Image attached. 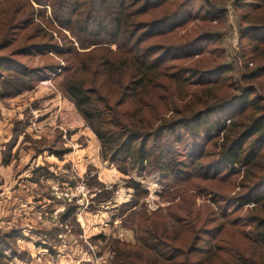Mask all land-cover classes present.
I'll return each mask as SVG.
<instances>
[{
  "label": "trees",
  "instance_id": "1",
  "mask_svg": "<svg viewBox=\"0 0 264 264\" xmlns=\"http://www.w3.org/2000/svg\"><path fill=\"white\" fill-rule=\"evenodd\" d=\"M90 1H31V7L23 11L28 24L36 16V5L41 8L38 16L47 24L35 26L41 39L26 49L66 56L74 53V46L69 48L68 43L73 40L62 38L63 29L77 40L84 34L85 46L112 47L103 49L102 53L107 57L108 74L117 71L118 78L110 82L112 86L107 88L97 80L93 87L87 86L86 78L78 73L81 68L74 62L67 67L48 63L36 70L0 57V76L4 80L1 88L6 93L1 96L30 91L34 89V82L50 78L56 82L66 72L67 80L57 84L58 89L72 99L75 110L83 117L82 125L90 126L99 138L103 160L114 163L123 173L136 171L141 177L157 171L167 192L185 180L222 179L242 174L237 194L220 197L205 193L214 204L213 212L225 218L249 205L250 209L264 213L262 15L254 11L241 13L242 39L247 38L252 44V54L259 62L248 71L250 60L245 61L246 69L234 82L227 76L233 73L234 67L225 63L224 50L219 48L221 35L208 27L214 21L223 22L227 14L226 0H99L101 5L97 4L98 0ZM234 1L237 9L249 6L264 11V0ZM61 5L69 12L64 20H61ZM48 6L53 9L52 13L46 11ZM195 23L204 25L198 35L181 34L177 41H171L180 30ZM212 43L211 49L208 45ZM257 80L260 85L245 83ZM117 94H120L119 100L111 102V97ZM210 145H216V150L212 161L205 163ZM56 146V142L54 145L41 143L37 152L48 151L61 157L70 150ZM40 173L50 175L41 166L35 169L33 178L37 179ZM133 180L129 181V187L139 192L141 184ZM137 204L130 202L123 207L133 210ZM77 208L69 205L61 214L63 221L72 218L78 224ZM188 213L191 215L192 211ZM252 221L255 226L249 235L257 245L264 246V215L255 213ZM208 223L206 220L204 227H199L197 217L186 218L174 211L158 219L147 217L135 227L137 240L117 239L109 250L108 261L103 264H203V260L196 263L192 260L197 244L202 236L212 237L221 230V227L207 228ZM186 234L193 235L191 242L178 244L180 236ZM18 235H21L19 229L0 235V264H9L8 260L17 254ZM95 238L102 239L103 235ZM220 248L218 244H210L202 251L205 250L204 256H214ZM49 249L54 252L52 247ZM7 250L12 254L7 255ZM254 257L238 253L230 264H264L262 258Z\"/></svg>",
  "mask_w": 264,
  "mask_h": 264
},
{
  "label": "rangeland",
  "instance_id": "2",
  "mask_svg": "<svg viewBox=\"0 0 264 264\" xmlns=\"http://www.w3.org/2000/svg\"><path fill=\"white\" fill-rule=\"evenodd\" d=\"M31 1L33 0H0V57L13 59L36 70L39 69L37 67L48 63H60L67 67L74 62L81 68L78 73L86 78L87 86L93 87L96 80L99 84L104 82L107 88L112 86L110 82L118 78L117 71L109 75L107 57L102 56L103 49L112 47L96 44L85 46L84 34L77 40L74 36L70 38V34L63 29L62 38L65 36L67 40L74 42L68 43L69 48L74 46V53L66 56H55L53 51L44 54L34 48L26 49L41 39L36 34L35 26L47 24L38 16L41 8L38 5L35 7L34 4L36 16L33 22L28 24L23 11L31 7ZM26 2L28 6H25ZM97 4L101 5L99 0ZM224 6L227 14L223 22L214 21L208 27L217 30L221 35L219 48L224 50L225 63L234 67L233 73L227 76H231L229 79L235 82L246 69L245 61L250 60L248 71L256 68L259 62L252 54V44H249L247 38L242 39L241 13L254 11L261 14L263 19L264 11L249 6L237 9L234 0H226ZM48 7L46 11L52 13L51 6ZM59 8L62 11L61 20L67 19L69 12L67 14L66 6L61 5ZM60 10L57 9L58 12ZM69 10L71 12L70 7ZM203 26L199 23L190 24L175 34L171 41H177L181 34L198 35ZM213 45L214 43L208 47L212 49ZM67 76L64 72L56 82L52 78L34 82V89L22 90L5 97L1 96L5 90L1 88L4 80L3 76H0V165L12 163L10 168L5 170L8 176L4 170V176L0 171V214L5 212L3 206L12 204V220L7 221L8 223L0 222V235L14 229H19L21 233L15 240L17 254L12 255L8 260L9 264L20 263L19 260L25 259L27 264H50L54 263L52 258L55 256H58L55 264L58 261L60 264H71L75 258H78L76 263L86 261L87 264H103L108 261L109 250L117 239L132 242L137 240L135 227L139 221L147 217L162 218L168 216L170 211L190 219L197 217L199 227L206 220L209 222L207 228L221 227L220 232L212 237L202 236L197 244L200 252L197 249L192 254L194 263L203 260V264H230L238 253L246 257L254 255V258H262L264 261V246L257 245L249 235V231L253 232L255 226L252 215L264 213L256 212L247 207L249 205H245L233 215L221 218L215 215L212 208L214 204L210 201L209 194H205L207 192L220 197L237 194L242 174L222 179L185 180L183 183H177L174 188H169L167 192L157 171L147 177L139 176L136 171L123 173L114 163L102 159L99 138L90 126L82 125L83 117L75 110L72 99L58 89L57 84H61L63 79L67 80ZM262 79L264 80V76ZM259 81L245 83L260 85ZM119 96L120 94L112 96L111 102H117ZM170 114L171 112L167 116ZM55 142L56 147L70 150L61 157L50 155L48 151L42 154L37 152L39 144L54 145ZM150 146L149 142L148 147ZM215 150L216 145L207 147L210 154L204 158L205 163L212 161ZM41 166L46 167L50 175L42 176L40 173L37 179H34L35 169ZM133 179L141 184L139 192L129 187V181ZM19 192L24 195L20 197L17 195ZM130 202L138 203L135 209L123 207ZM42 204L44 206L40 207ZM69 205L78 207L75 214L78 224H75L72 218L63 221L61 217ZM16 207L18 212H13ZM19 209L25 212L21 214ZM190 210L191 215L188 213ZM142 214H145L146 218ZM13 216L18 219L21 216L27 220L18 223L19 220ZM41 221L47 223L41 224ZM23 223L25 224L20 225ZM27 234L32 236L36 248L21 250L18 239ZM97 235H103V238L94 240ZM192 238V234L180 236L181 241L178 244H189ZM210 244H218L221 248L214 256H204L205 250H202ZM50 247L54 252L50 251ZM42 248H47L51 255L47 254L48 251L43 253ZM6 254L11 255V250H7ZM13 259L16 262L13 263Z\"/></svg>",
  "mask_w": 264,
  "mask_h": 264
},
{
  "label": "crops",
  "instance_id": "3",
  "mask_svg": "<svg viewBox=\"0 0 264 264\" xmlns=\"http://www.w3.org/2000/svg\"><path fill=\"white\" fill-rule=\"evenodd\" d=\"M6 146V145H5ZM15 148H16V146H15ZM0 149H1V147H0ZM10 164H2V165H0V171L2 172V174H3V176H4V173H3V170H4V172L6 173L5 175H7L8 176V172H6L5 170H7L8 168H10V166H11V162H9ZM17 195H19L20 197H22V195H24L22 192H19ZM16 204V203H15ZM20 206V205H19ZM19 206H17V207H19ZM42 206H44V204H42L40 207H42ZM3 207H5V208H3V209H5V212H4V214H0V222L1 223H4V222H7V221H9V220H12V218H11V215H12V204H9L8 203V205H6V206H3ZM15 208V209H13V212H18L17 210H18V208ZM9 212V213H8ZM10 212H11V214H10ZM19 212L22 214V212H25V211H21V209H19ZM8 214V215H7ZM14 215H15V213H14ZM11 218V219H10ZM13 218H17V216L15 217V216H13ZM2 219V220H1ZM17 220H19L18 221V223L19 222H23V221H26L27 220V218L26 219H24V217L23 218H21V216H20V218L18 219L17 218ZM14 222H16V221H14ZM8 223V222H7ZM43 223H47V222H45V221H41V224H43ZM25 223H23V224H20V225H24ZM98 236V235H97ZM97 236H94V240H96L95 239V237H97ZM97 239H99L100 240V238H97ZM105 240H106V238H105ZM93 241V240H92ZM95 242V241H94ZM18 246H19V248L21 249V250H29L31 247H34V248H36V245L34 244V242H33V240H32V236L31 235H29V234H27L25 237H23V238H19L18 239ZM40 246V245H39ZM42 251H43V253L44 252H47V254L50 256L51 255V253H49V250L47 249V248H42ZM106 254H107V252H105ZM108 255V254H107ZM75 257H78V256H75ZM58 256H55V257H53L52 259H54V260H52L54 263H52V262H50V264H55V260L57 261L58 259ZM76 259H78V258H75L74 259V261L73 262H71V264H87L86 263V261H81L80 263H79V261H78V263H76ZM91 260V259H90ZM27 260L25 259V260H23V261H21V260H19V262L20 263H17L16 262V260L15 259H13L12 260V262L14 263V262H16L15 264H27V262H26ZM84 262V263H83ZM88 262V261H87ZM56 264H60L59 263V261L56 263ZM61 264H66V263H61ZM69 264H70V262H69Z\"/></svg>",
  "mask_w": 264,
  "mask_h": 264
}]
</instances>
